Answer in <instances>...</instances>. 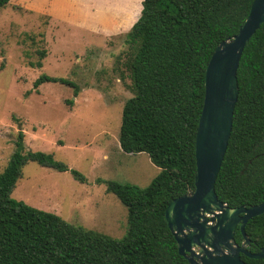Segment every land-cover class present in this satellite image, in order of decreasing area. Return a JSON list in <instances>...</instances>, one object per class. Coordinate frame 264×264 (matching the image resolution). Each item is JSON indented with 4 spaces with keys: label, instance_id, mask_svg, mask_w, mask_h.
I'll return each mask as SVG.
<instances>
[{
    "label": "trees",
    "instance_id": "trees-1",
    "mask_svg": "<svg viewBox=\"0 0 264 264\" xmlns=\"http://www.w3.org/2000/svg\"><path fill=\"white\" fill-rule=\"evenodd\" d=\"M10 1L0 0V9ZM252 2L142 0L140 16L125 39L130 53L123 66L133 95L122 107L118 140L123 153H145L159 173L145 188L96 180L127 211L126 233L114 239L11 197L30 162L69 170L50 153L26 150L19 130L0 173V264H189L178 254L164 211L171 200L194 188L205 68L216 46L238 32ZM38 56L32 67H42L46 51ZM47 82L68 85L74 97L79 91L66 79L42 75L33 83L35 92ZM237 86L231 133L214 189L227 206L249 207L264 201V23L242 52ZM71 173L85 182L79 172ZM245 233L251 253L264 247V213L246 223ZM234 239L241 244L239 226ZM241 259L264 264V258Z\"/></svg>",
    "mask_w": 264,
    "mask_h": 264
},
{
    "label": "rangeland",
    "instance_id": "rangeland-1",
    "mask_svg": "<svg viewBox=\"0 0 264 264\" xmlns=\"http://www.w3.org/2000/svg\"><path fill=\"white\" fill-rule=\"evenodd\" d=\"M60 1L11 0L0 9V173L21 130L26 150L50 153L69 170L30 162L11 197L120 239L126 208L96 180L145 188L159 173L145 153H123L118 140L122 107L133 95L125 39L142 0H68L75 9L66 20L58 17ZM40 50L46 51L42 67H32ZM42 75L76 84V97L68 85L52 82L36 93L33 83Z\"/></svg>",
    "mask_w": 264,
    "mask_h": 264
},
{
    "label": "water",
    "instance_id": "water-1",
    "mask_svg": "<svg viewBox=\"0 0 264 264\" xmlns=\"http://www.w3.org/2000/svg\"><path fill=\"white\" fill-rule=\"evenodd\" d=\"M264 23V0H253L238 32L214 49L204 74V98L195 134V178L193 190L171 200L164 211L167 227L177 251L189 264H245L264 258L248 248L246 223L264 213V201L249 207H229L220 201L214 184L232 128L238 97L237 69L242 52ZM239 226L241 244L234 239Z\"/></svg>",
    "mask_w": 264,
    "mask_h": 264
},
{
    "label": "crops",
    "instance_id": "crops-1",
    "mask_svg": "<svg viewBox=\"0 0 264 264\" xmlns=\"http://www.w3.org/2000/svg\"><path fill=\"white\" fill-rule=\"evenodd\" d=\"M56 2H57V1H56ZM60 2H61V4H62V6H61V10H62L63 12H61L60 15H58V17H60L62 20H66V19H68V17H69L68 12H70V10L75 9V8H74V3H73L72 1L69 2L68 0H61ZM76 6H77V8H78L79 10H81L82 3H77Z\"/></svg>",
    "mask_w": 264,
    "mask_h": 264
}]
</instances>
